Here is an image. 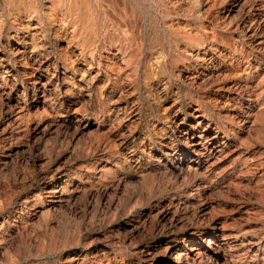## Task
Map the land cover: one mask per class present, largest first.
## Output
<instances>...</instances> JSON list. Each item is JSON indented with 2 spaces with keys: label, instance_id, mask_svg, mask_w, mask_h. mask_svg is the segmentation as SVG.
<instances>
[{
  "label": "rangeland",
  "instance_id": "1",
  "mask_svg": "<svg viewBox=\"0 0 264 264\" xmlns=\"http://www.w3.org/2000/svg\"><path fill=\"white\" fill-rule=\"evenodd\" d=\"M0 264H264V0H0Z\"/></svg>",
  "mask_w": 264,
  "mask_h": 264
},
{
  "label": "bare ground",
  "instance_id": "2",
  "mask_svg": "<svg viewBox=\"0 0 264 264\" xmlns=\"http://www.w3.org/2000/svg\"><path fill=\"white\" fill-rule=\"evenodd\" d=\"M55 190H56V189H55ZM190 248L193 249V248H195V247H194L193 245H191ZM181 249H182V248H180V249H179V252H178V253H179V256H180V253H181ZM193 251H194V250H193ZM182 253H183V252H182ZM179 256H176V257H175V258L177 259V261H179ZM197 263H198V262H197Z\"/></svg>",
  "mask_w": 264,
  "mask_h": 264
}]
</instances>
